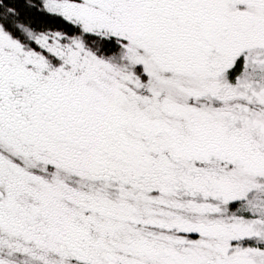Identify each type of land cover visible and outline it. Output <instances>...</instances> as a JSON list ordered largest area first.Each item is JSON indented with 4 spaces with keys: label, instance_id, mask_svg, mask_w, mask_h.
I'll list each match as a JSON object with an SVG mask.
<instances>
[{
    "label": "snow or ice",
    "instance_id": "snow-or-ice-1",
    "mask_svg": "<svg viewBox=\"0 0 264 264\" xmlns=\"http://www.w3.org/2000/svg\"><path fill=\"white\" fill-rule=\"evenodd\" d=\"M0 264H264V0H0Z\"/></svg>",
    "mask_w": 264,
    "mask_h": 264
}]
</instances>
